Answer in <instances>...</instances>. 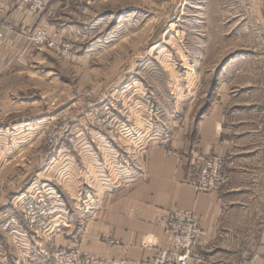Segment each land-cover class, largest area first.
<instances>
[{
	"label": "crops",
	"instance_id": "obj_1",
	"mask_svg": "<svg viewBox=\"0 0 264 264\" xmlns=\"http://www.w3.org/2000/svg\"><path fill=\"white\" fill-rule=\"evenodd\" d=\"M21 1L0 0L4 39L29 40L28 34L41 28L66 40H88L83 56L90 58L129 40L142 9V0L52 1L34 16L18 9ZM209 1L215 25L229 27L215 32V72L220 75L193 136L177 145L154 143V133L146 128L149 137L142 140H151L141 145L144 132L134 127L140 130L143 114L139 117L134 107L143 100L146 109L149 102L131 96L129 116L122 118L130 130L116 136L100 129L89 132L90 140L99 142L80 146L84 160L69 158L55 167L58 186L42 194L53 214L48 247L77 248L109 264L147 262L168 247L172 216L192 212L203 228L198 248L203 264H264V0ZM205 3L195 1V6ZM123 133L130 137L127 149L118 143ZM209 156L224 158L228 182L220 191L197 194L191 180ZM23 196L15 195L5 212L19 213ZM26 258L24 247L20 257L4 264H45L42 258Z\"/></svg>",
	"mask_w": 264,
	"mask_h": 264
},
{
	"label": "rangeland",
	"instance_id": "obj_2",
	"mask_svg": "<svg viewBox=\"0 0 264 264\" xmlns=\"http://www.w3.org/2000/svg\"><path fill=\"white\" fill-rule=\"evenodd\" d=\"M182 1L142 0L134 35L102 56H83L88 40H66L58 32L49 34L71 46L69 58L35 45L29 37L0 42V264L20 257L24 247L27 260L42 258L39 247L51 242L53 214L46 216L45 227L36 234L27 220L24 198L30 191L42 195L52 185L58 186L54 169L62 161L84 160L80 146L99 142L97 137L91 141L89 132L100 129L116 136L130 130L122 118L129 116L131 96L149 102L146 109L143 100L134 107L139 117L143 114L137 125L140 130L134 127L144 132L139 136L141 145L148 146L151 138L154 143L177 145L193 136L215 97V80L220 75L215 72V32H227L229 26L215 25L209 0H188L184 11ZM195 1L206 5L196 7ZM207 16L210 20L196 19ZM111 116L116 127L96 125L97 120L109 122ZM68 127L70 132L60 146L50 148V135ZM146 128L158 136L143 141L149 137ZM126 133L118 141L124 149L131 145ZM71 134L77 135L76 143H70ZM21 193L19 213L5 212ZM47 204L51 208L50 201ZM55 250L48 247L50 252Z\"/></svg>",
	"mask_w": 264,
	"mask_h": 264
},
{
	"label": "built area",
	"instance_id": "obj_3",
	"mask_svg": "<svg viewBox=\"0 0 264 264\" xmlns=\"http://www.w3.org/2000/svg\"><path fill=\"white\" fill-rule=\"evenodd\" d=\"M52 1L68 3L70 0H22L18 9L23 11L26 8L32 15L38 16L45 11L47 5ZM187 1H182V11H184ZM3 13L4 11L0 7V41L5 38L1 26ZM28 37L35 45L44 46L56 51L64 58H69L72 55V48L69 44L59 43L55 36H51L45 29L36 28L28 34ZM106 110L110 111V108H106ZM97 121L96 125L98 127H101V124L109 128L116 127V119L112 116L109 122L106 119L104 121ZM69 132L70 128L68 127L63 132L50 135L47 144L50 148L59 147L64 135ZM261 132L264 146V105ZM71 135L72 140H70V143H76L77 135ZM225 165L226 162L221 157L209 156L203 159L196 176L191 180V185L195 192L197 194H208L225 188L228 182ZM28 194L23 200L26 217L30 228L35 229L36 234H38L45 227L46 216L50 215L52 210L47 204L48 199L43 198L40 193L30 191ZM166 233L168 247L160 250L153 260L138 264H202L204 262V256L198 249L201 245L203 228L199 218L192 212L175 213L167 224ZM115 243L118 244V242L108 241L110 245H114ZM39 250L44 262L50 261L53 264H108V261L104 258L85 255L79 249L73 247L58 248L50 252L48 251V244L45 243L40 245Z\"/></svg>",
	"mask_w": 264,
	"mask_h": 264
}]
</instances>
